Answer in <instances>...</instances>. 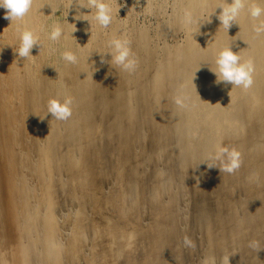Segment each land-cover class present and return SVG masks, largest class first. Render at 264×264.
Wrapping results in <instances>:
<instances>
[{"label": "bare ground", "instance_id": "1", "mask_svg": "<svg viewBox=\"0 0 264 264\" xmlns=\"http://www.w3.org/2000/svg\"><path fill=\"white\" fill-rule=\"evenodd\" d=\"M39 19L37 13L26 24L36 35ZM233 39L220 35L204 52L205 63L182 64L185 76L196 70L201 77L200 114L187 140L177 135L185 115L179 125L162 118L168 94L179 89L176 66L152 72L136 101V93L112 92L115 108L104 106L105 90L93 100L102 78L93 85L78 80V111L67 121L47 115L48 100L59 99L47 92L24 116L13 67L0 66V229L15 244V264H202L206 256L220 264L224 255H231L230 264H264V248L247 258L250 241L264 243V94L231 84L216 92L210 71L215 53L232 45L254 60V81L261 78L264 37ZM221 141L242 154L234 174L209 159ZM174 143L185 153L173 150ZM111 221L124 231L114 227V234ZM186 236L199 248L197 257ZM8 258L13 264L10 252Z\"/></svg>", "mask_w": 264, "mask_h": 264}, {"label": "rangeland", "instance_id": "2", "mask_svg": "<svg viewBox=\"0 0 264 264\" xmlns=\"http://www.w3.org/2000/svg\"><path fill=\"white\" fill-rule=\"evenodd\" d=\"M220 2L221 0H111L114 19L113 24L108 29L99 28L95 25L94 21L91 27L87 21H83L85 19L84 16H79L80 20H76L74 17L80 11L76 0H34L33 8L25 20L13 22L11 25L9 20L4 19L5 11L0 9L2 21L0 25V66L5 67L4 64H6L7 67L11 66L15 68V70L12 68L15 78L13 88L16 93L15 97L19 101L18 105H20L24 116L28 115L26 111L34 110L37 107L40 96L45 92L52 95L58 94L61 100L65 94L75 97V88L78 80H80L79 82H83V84L87 81L86 83L93 85L99 81V78H102L105 84L98 83L93 86L95 87V91L93 90V100L97 99L98 95L100 96L99 92L101 93L102 90H105V100L108 101L104 106L111 105L115 108L113 97L116 95L112 96V92H118L117 95L136 93L132 99L136 101L140 96L141 90L148 85L147 78L152 72L164 67L170 68L176 66L174 69L176 71L179 70V78L174 84H177L179 87L181 84L184 85V92L190 97L192 106L187 110L178 108L174 103V97L178 89L172 90L167 96L169 101L165 104L166 108L164 107L162 118L166 119L165 121L168 120L167 122L175 121L179 125L181 117L185 115L184 127L180 129L177 135L179 138L183 137L187 140V136L192 128L191 123H195L200 114L199 106L201 99L196 94V89L201 77L196 70L189 76H185L184 69L181 68L182 64L192 68L196 62L205 63L207 56L204 52L212 46L220 35H226L229 41L234 40V37H238L239 33L247 38L254 36L247 19H242L239 25L231 27L228 33L224 29L220 30V22L217 19V15L220 12L219 9H217V14L211 16L210 21H208L207 16L213 12L216 5ZM185 7H190L197 16L203 14L204 19L201 20V23L204 24L200 27V30L198 26L189 28L182 24L181 10ZM118 9H120L119 15H116L115 13ZM52 11L55 15H51ZM89 11L81 9V12L84 14H87ZM37 13L40 17V28L37 35L40 38L41 48L39 49L36 46L32 49L31 55L35 56L34 58H18L15 50L19 46L20 30L27 27L26 24ZM87 19L91 20V17H87ZM56 23L62 26L67 38L53 42L48 39V33ZM72 24L75 25V28ZM119 29H124L127 32L128 37L132 41L133 52L139 61L136 72L133 74L127 73L123 79L118 78V74L122 70L108 63L99 62L101 61L99 60V54H105L108 51L106 47L108 39L116 34ZM8 39L13 44L11 51L10 49H5L9 43ZM68 49L75 52L78 56V62L74 65L68 64L61 59V53ZM7 54L8 56H6ZM105 60H110V57L105 56ZM87 63L91 64L88 65ZM97 63H99L98 66H96ZM96 67L97 70H95ZM222 85H214L211 89L218 92ZM249 92L254 95L260 92L264 94V73L261 78L254 81L253 87ZM245 108L248 109L249 115H255L253 104H249ZM76 111H78V104L74 101L72 112L76 113ZM3 117L1 115L0 121ZM241 119L242 114L240 113L239 120L241 121ZM175 143L172 149L177 151L178 148ZM177 152L179 154L185 153L183 150ZM110 223L111 228L114 229V234L122 227L119 225L116 227V224L112 221ZM121 230L124 231L123 227ZM0 236H2L0 237V264H12L11 259L8 258V254L10 252L11 258L14 259L15 244L8 243L9 240L3 238L6 235L3 234L1 229ZM65 237H67V233H65ZM21 242L26 245L28 241L24 238L21 239ZM52 242L50 241V243ZM263 244L260 242V249L264 248ZM65 245L69 246L67 242H65ZM198 249L194 247L191 250V255L197 257ZM257 253V250L249 247L247 258L249 257L250 259ZM202 255L200 258H202ZM198 262L199 260H184L182 264H196ZM13 264H15V259Z\"/></svg>", "mask_w": 264, "mask_h": 264}, {"label": "clouds", "instance_id": "3", "mask_svg": "<svg viewBox=\"0 0 264 264\" xmlns=\"http://www.w3.org/2000/svg\"><path fill=\"white\" fill-rule=\"evenodd\" d=\"M76 2L80 7L79 13L76 12L77 14L74 17L76 20H80L79 16H84L85 19L83 21H87L91 27L94 21L95 25L101 29H108L113 24L114 10L111 0H76ZM33 3L34 0H0V9L5 11L4 19L9 20L11 25L13 22L24 21L32 10ZM81 9L90 11L84 14L81 12ZM217 9L220 10L217 15V19L220 22L219 28H223L227 33L234 24L239 25L242 19H247L254 38L258 39L264 36V0H221L213 12L207 16L208 21H210L211 16L217 14ZM119 10L116 11V15H119ZM51 15H55V13L52 11ZM87 17H91V20L87 19ZM202 19H204L203 14L200 16L195 15L190 7H185L181 10V22L185 27L198 26L200 30V27L204 24L201 23ZM72 25L75 28V25ZM62 38H67L66 33L62 26L56 23L48 33V39L56 42ZM36 46L40 49L41 42L34 30L27 27L20 30L19 46L15 50L18 58H34L35 56L31 55V52ZM106 47L108 49L107 53L99 54L101 63H108L129 74L136 72L139 61L133 52L132 41L124 29H119L116 34L108 39ZM105 56H109L110 60L106 61ZM61 59L73 65L78 62L77 54L70 49L61 53ZM213 63L214 69L209 70L216 77V85L231 84L232 88H241L243 90L253 87L256 71L255 62L251 57L248 59L242 58L240 52L234 53L232 45L220 48L215 53ZM74 101L75 98L69 94H65L62 100L56 98L49 99L47 102V115L51 114L52 118L57 121L69 120L73 114L72 105ZM174 103L178 108L185 110L192 106L190 97L184 92L183 84L180 85L174 97ZM241 156L242 154L235 147H228L221 141L215 145L209 159L219 163L220 171L234 174L243 163ZM256 178L258 179V176ZM135 238V233L128 234L129 242L134 241ZM184 244L187 247H194L193 242L187 236L184 238ZM248 246L258 252L262 250L260 249V242L258 240L250 241ZM230 257L231 255L221 257L220 264H230ZM202 264H217L216 257L206 256Z\"/></svg>", "mask_w": 264, "mask_h": 264}]
</instances>
